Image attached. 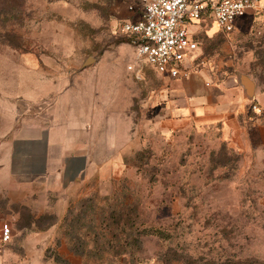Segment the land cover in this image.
<instances>
[{
    "label": "rangeland",
    "instance_id": "1",
    "mask_svg": "<svg viewBox=\"0 0 264 264\" xmlns=\"http://www.w3.org/2000/svg\"><path fill=\"white\" fill-rule=\"evenodd\" d=\"M136 2L0 0V129L8 122L7 99L19 105V112L43 109L41 103L30 111L24 101L25 77L34 75L24 63H38L37 71L45 77H68L64 86H69V78L91 57L89 66L116 65L107 66L102 75L118 78L126 69L142 84L146 99L158 86L157 74L144 62L134 65V48L119 29L120 10L131 9ZM202 20V28L209 32L198 33L193 66L215 80L240 74L257 81L254 74L260 69L254 63L256 52L264 53V10L246 13L228 35L210 18ZM123 57L127 61L118 65ZM139 109L140 101L133 99L129 112L135 125L140 123L143 146L125 157L124 174L116 180L97 175L83 179L65 192L60 213L52 210L55 202L46 210L36 203L29 207L11 202L0 185V228L6 223L13 234L10 243H0L2 264L6 252L23 253V238L35 233H40L37 245L26 251L29 259L40 258V264H165L166 254L174 263L177 257H189L206 264H264V152L230 148L216 125L162 132L150 123L147 105L143 116ZM114 209L133 211L134 227L150 229L154 235L141 237L137 251L121 246L128 232L121 221L115 235L99 238L102 244L110 239L99 251L101 256L81 258L72 248L73 238L83 239L84 249L92 251L93 236L86 234L91 226L97 232L100 220Z\"/></svg>",
    "mask_w": 264,
    "mask_h": 264
},
{
    "label": "crops",
    "instance_id": "2",
    "mask_svg": "<svg viewBox=\"0 0 264 264\" xmlns=\"http://www.w3.org/2000/svg\"><path fill=\"white\" fill-rule=\"evenodd\" d=\"M139 7L137 0L131 9L120 10L118 17L138 20ZM201 21L189 28L197 41L198 33L209 32ZM125 61L123 57L118 65ZM194 62H188L191 72L186 79L164 77L149 66L157 74L154 83L158 86L152 87L146 99L142 84L128 76L126 69L118 78L102 75L107 66L116 65L84 63L79 73L69 78L70 85L64 86L68 77H45L37 71L38 63H24L34 74L25 77L24 101L30 111L41 103L43 109L19 112L16 102L5 100L8 117L4 120L8 122L0 129V185L6 196L29 207L36 203L41 210L55 202L50 210L58 214L65 192L83 179L93 175L118 179L128 163L125 157L135 155L143 146L140 123L135 125L129 112L133 99L140 101L141 116L147 105L152 112L150 123L162 132L216 125L230 148L263 153L264 117L254 113L251 105L264 111V87L249 75L243 76L250 92L240 74L215 80L193 66ZM38 234L23 238V253L6 252L4 264H40V258L33 261L26 251L28 246L37 245Z\"/></svg>",
    "mask_w": 264,
    "mask_h": 264
},
{
    "label": "built area",
    "instance_id": "3",
    "mask_svg": "<svg viewBox=\"0 0 264 264\" xmlns=\"http://www.w3.org/2000/svg\"><path fill=\"white\" fill-rule=\"evenodd\" d=\"M260 1L138 0L139 19L124 20L119 29L134 48V65L144 62L159 75L186 79L191 72V54L198 49L197 40L189 32L190 26L208 17L228 35L246 13L264 10ZM251 110L262 114L256 104L251 105ZM12 237L11 227L4 223L0 228V243L8 244Z\"/></svg>",
    "mask_w": 264,
    "mask_h": 264
},
{
    "label": "trees",
    "instance_id": "4",
    "mask_svg": "<svg viewBox=\"0 0 264 264\" xmlns=\"http://www.w3.org/2000/svg\"><path fill=\"white\" fill-rule=\"evenodd\" d=\"M255 62L256 63H254V67H257L258 69H260V72L259 74L255 73L254 77H256L259 84L264 87V53H262V51L256 52ZM260 115L264 117V111ZM134 214H133V211H130V210L129 212L125 213L122 210L118 211L115 209L114 211L105 214L103 216V219L100 220V227H98V231L97 232L94 231L95 227L91 226L90 229L92 228V230L86 234V237L93 236V238L90 241L92 242V244H94L93 250L90 251V250L84 249V246L87 245V242H85L83 239H80V237L75 236L73 238L74 242L72 246L74 252L77 255H79L81 258L83 256L89 257L91 255L101 256L100 254H98L99 251L100 252L103 251L104 243L108 244L110 242V239L109 240L105 239V242L102 244L100 243L99 238L103 236H107L110 233L111 235H115V232L118 230L117 228H121V224H120L121 221H123L124 224L128 227V232L125 235V237H127L126 241H124L121 246H125L126 248L137 251L138 249L141 248L142 242L140 238L143 236L154 235L155 232L151 231L150 229H146V228L142 229L141 231H138V229L134 227V218H133ZM32 224L34 223L30 222V225ZM134 251L130 254L131 257L133 256ZM172 260L173 259L169 257V254H166V256H164V259H163L165 264H206V263H200L201 259H192L189 257H182L181 259L177 257L176 259H174L176 260L175 263ZM130 262L132 263V261ZM226 263H229V262L228 261H224V262L214 261L210 264H226Z\"/></svg>",
    "mask_w": 264,
    "mask_h": 264
},
{
    "label": "water",
    "instance_id": "5",
    "mask_svg": "<svg viewBox=\"0 0 264 264\" xmlns=\"http://www.w3.org/2000/svg\"><path fill=\"white\" fill-rule=\"evenodd\" d=\"M92 61H93V59H92L91 57H89V58L86 59V61H85L84 63H85V64H88L89 62H92ZM240 79H241L244 83H246V87H247L248 91L250 92L251 87H250L249 84H247V80L245 79V77H244L243 75H241V76H240Z\"/></svg>",
    "mask_w": 264,
    "mask_h": 264
}]
</instances>
